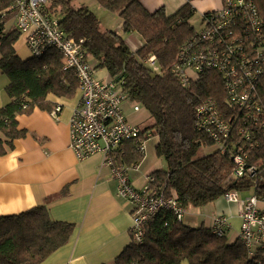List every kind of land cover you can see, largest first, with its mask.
Instances as JSON below:
<instances>
[{"label":"trees","instance_id":"16d2710c","mask_svg":"<svg viewBox=\"0 0 264 264\" xmlns=\"http://www.w3.org/2000/svg\"><path fill=\"white\" fill-rule=\"evenodd\" d=\"M256 1L264 15V0ZM97 2L119 14L125 33L143 38L144 43L137 50L133 51L120 33L102 28L99 17L88 7L77 6L75 0H48L46 9L61 16L68 37L85 40L84 50L96 68H106L109 77L122 84L129 100L143 106L153 117L155 123L147 130L158 136L157 154L166 160L168 168L151 175L169 196L176 195L185 217L189 207L225 200V194L232 190L264 195V126H258L254 141L259 146L249 155L250 163L257 169L253 177L244 175L229 180L234 168L232 155L243 144L239 135L226 153L215 147L213 152L199 156L202 148L215 146L208 135L198 130L196 115L200 105L215 101L226 115L234 109L227 102L225 79L219 72H196L189 85L183 86L174 71L178 64H185L179 58V49L195 40L200 43L202 29L197 31L190 22L195 14L191 1L170 16L163 9L150 13L138 0ZM12 3L13 0H0V74L9 79L5 90L10 98L0 109V157L16 139L27 135L25 129L18 127V115L35 107L51 111L49 94L71 98L79 87L74 74L63 70L58 51L51 49L42 57L27 59L17 54L14 46L21 35L15 28L7 31L5 26L11 18ZM216 12L203 14L202 25ZM151 55L157 57L160 73L149 67L147 60ZM257 93L264 109V73ZM117 152V160L129 167L144 159L133 143L121 145ZM73 231V223L53 220L45 205L1 216L0 264H40L64 246ZM228 234L216 235L212 225L189 226L178 221L172 211L162 210L144 227L143 242L132 240L112 264H180L184 260L189 264H264L263 252L250 255L239 236L231 242Z\"/></svg>","mask_w":264,"mask_h":264},{"label":"built area","instance_id":"2783aa9c","mask_svg":"<svg viewBox=\"0 0 264 264\" xmlns=\"http://www.w3.org/2000/svg\"><path fill=\"white\" fill-rule=\"evenodd\" d=\"M47 1L13 0L10 11L15 15V27L33 57L56 50L61 55L63 70L76 77L80 92L70 123L71 147L79 159L99 152L104 154V164L111 168L117 182V195L132 204V240L142 243L144 227L158 212L170 210L178 221H184L185 210L176 195L169 196L154 176H147L143 188L131 183L130 167L117 160V151L121 145L133 143L145 158L153 132L128 120L124 107L132 101L124 93L122 84L112 78L106 81L97 78L96 66L84 50L85 40L66 35L61 16L46 9ZM216 11L206 18L200 31L203 46L197 40L183 45L179 58L185 66L178 64L174 71L183 86L189 85L196 72L206 70L217 71L225 79L224 92L233 113L226 115L215 101L208 100L198 108L196 119L198 130L208 135L222 153L227 152L238 135L242 138L243 144L232 155L231 181L244 175L253 177L257 172L249 155L259 146L254 141L258 126H264V109L257 93L264 73V15L256 0H223L222 7ZM4 16L1 15V23ZM147 63L155 72H161L155 55ZM132 106L135 111L140 110L139 104ZM61 110L62 106L56 105L52 114L57 116ZM225 199L239 206V238L248 253L253 255L260 250L264 256V195L252 192L240 198V193L232 190L225 194ZM212 229L220 237L227 235L231 229L228 215H216Z\"/></svg>","mask_w":264,"mask_h":264},{"label":"crops","instance_id":"0c3cea01","mask_svg":"<svg viewBox=\"0 0 264 264\" xmlns=\"http://www.w3.org/2000/svg\"><path fill=\"white\" fill-rule=\"evenodd\" d=\"M138 1L150 13L163 9L170 16L188 0ZM190 1L195 15L200 17L219 10L223 5V0ZM9 13L11 18L5 24L7 31L16 29L15 15ZM118 23L119 31H114L121 34V17ZM126 41L131 48L136 44L129 39ZM14 47L16 49V44ZM17 54L20 56L18 51ZM91 62L94 63L93 60ZM4 76L0 74V109L10 102L5 90L9 79ZM79 92L78 87L71 98L49 94L47 99L53 104L51 111L35 107L29 113L18 115V127L25 129L27 135L16 139L13 147L0 157V217L45 205L53 220L74 224L69 241L40 264H112L132 242V204L117 195V182L111 168L104 164V154L99 152L79 159L71 147L70 123ZM56 105H61L62 110L54 116L52 111ZM145 159L136 167L131 166L128 172L136 188H143L147 176L154 171L164 170L144 165ZM212 204H215L216 211L207 226L213 224L217 214L228 215L231 223L229 232L235 235L230 241H235L241 225L239 206L235 203L236 206H230L228 204L232 202L224 199L207 206ZM180 264L189 262L184 260Z\"/></svg>","mask_w":264,"mask_h":264},{"label":"rangeland","instance_id":"374dc122","mask_svg":"<svg viewBox=\"0 0 264 264\" xmlns=\"http://www.w3.org/2000/svg\"><path fill=\"white\" fill-rule=\"evenodd\" d=\"M75 4L77 6L83 5L91 9L99 17L102 28L104 29L109 28L112 30L119 31L118 21H119L120 16L112 11L102 8L97 2V0H75ZM190 22L197 31H200L203 28L201 17L197 14L193 15V17L190 19ZM120 32H121V35L126 40L129 39V41L132 40L136 42V46L133 45L134 47L132 49H135L136 47L139 48L141 46V43H144L143 38L140 37V35L136 33L134 34L125 33L123 30H120ZM131 46H132V43H131ZM16 49L20 53L21 58L23 59H27L32 56V53L29 50V48L25 46L23 38H19V40L17 41ZM95 73H96L97 78H99L101 81H106L110 78L107 69L104 67L98 66L97 68H95ZM4 77H7V76L5 75ZM132 105H134V102H131L130 104L129 103L125 104V109H126L125 112H126V115H128L129 121H131L132 123H137L140 126V128H142L143 130L150 128L155 123L153 117L149 114V112L143 106L139 105L140 110L134 111ZM158 141H159L158 136H153L147 142L146 156H145L146 159H145L144 165L148 164V166H150L154 170L156 169L165 170L168 168L167 162L164 158L159 157L156 151V144L158 143ZM215 147L216 146L202 148L199 152V156H204V155H207L213 152L215 150ZM249 194H250L249 191L245 193H240V198H244ZM225 201L227 200L225 199ZM233 203L228 204V205L236 206L235 204L237 203L235 204ZM215 211H216L215 204L213 206L206 205L200 208H196L193 206L189 207L186 211L187 214L184 219V223L192 227H198L202 224L209 225L212 222L211 218H212V215L215 213ZM234 236L235 235H231L230 233L229 239L232 240Z\"/></svg>","mask_w":264,"mask_h":264}]
</instances>
